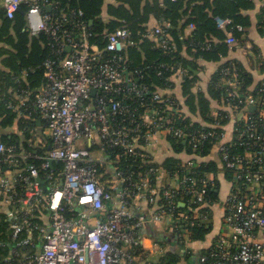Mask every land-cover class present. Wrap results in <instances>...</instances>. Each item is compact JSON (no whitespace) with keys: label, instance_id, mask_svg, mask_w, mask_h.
<instances>
[{"label":"built area","instance_id":"1","mask_svg":"<svg viewBox=\"0 0 264 264\" xmlns=\"http://www.w3.org/2000/svg\"><path fill=\"white\" fill-rule=\"evenodd\" d=\"M2 1L8 18L26 5L29 32L50 35L57 53L65 50V56L44 61L47 83L35 96L50 136L43 156L0 143V195L9 207L14 242L0 264H165L170 245L182 247L185 257L190 254L187 233L195 224L210 222L212 205L221 211V230L201 261L264 264V87L256 93L242 90L237 71L221 67L229 121L222 126L217 120L208 132L195 135L178 127L168 112L144 106L150 92L138 83L140 70L130 71L120 55L128 43L126 28L108 33L106 55L88 42L80 9L53 14L44 12V7H57L50 0ZM72 20L79 26L78 35L66 28ZM214 20L218 27L231 22ZM167 27L169 23L154 27L151 33L163 37ZM235 41L227 38V43ZM130 94L135 96L133 106L126 102ZM153 98L179 113L170 95L154 93ZM136 104L144 107L142 112L136 113ZM167 135L193 147L212 139L216 170L197 177V165L188 159L183 169L149 167L136 179L133 171L114 163L109 149L119 147L125 156L156 161L155 143ZM81 139L85 142L78 145ZM94 145L96 152L90 150ZM32 155L40 162L19 169L20 160ZM218 180V198L207 202L206 187L214 188ZM21 182L25 190L19 194L15 189ZM157 200V207L147 209ZM157 224L163 232L156 231ZM6 246L0 238V248ZM158 254L156 262L148 260Z\"/></svg>","mask_w":264,"mask_h":264},{"label":"trees","instance_id":"2","mask_svg":"<svg viewBox=\"0 0 264 264\" xmlns=\"http://www.w3.org/2000/svg\"><path fill=\"white\" fill-rule=\"evenodd\" d=\"M50 1L57 3V7L51 10L44 7V12L58 14L61 11L69 13L80 9V18L88 32V42L106 55L110 53L106 50L108 33L126 28L129 32L128 43L120 55L130 71L140 70L138 83L146 86L150 92L144 96V106L150 105L168 112L178 127L192 131L195 135L201 131L208 132V128L217 120L222 122V126L229 121L230 113L226 108L228 101L223 96L222 76L219 73L221 67L237 71L242 90L256 93L259 87H264V52L254 44V57L239 56L235 45L230 46L226 41L232 37L241 46V37L247 36L254 25L260 34H264V9L261 7L257 24L247 13L255 8L252 0H114L112 3H106L105 0ZM22 9H27V6L23 5ZM103 13L108 16L107 21L103 20ZM150 17L158 20L159 26L169 23L165 36L151 33L153 28L149 25ZM215 17L229 18L231 22L225 28H219ZM238 25L241 29L237 28ZM66 28L79 34V26L74 20ZM57 48V42L50 35L43 32L34 35L29 32L25 14L18 11L13 18H8L3 1L2 5L0 3V66L3 67L0 69V143L20 145L26 152L35 151L34 157H42L49 143V140L44 141L32 133L36 122L33 119L38 112L34 102L36 94L47 83L44 61L59 60L65 56V50L57 53ZM206 64L210 65L208 75L204 74ZM9 88L23 101L17 102L4 93ZM154 93L170 95L176 102V97H180L179 104L177 102L175 105L177 110L180 109L179 113L154 99ZM117 98L122 99V96ZM133 99L135 96L130 94L126 102L133 106ZM136 106V113L143 111L144 107ZM215 111L227 116L222 117L219 113L215 115ZM16 118L23 132L22 137L4 132ZM165 139L170 146V154L163 156L161 162L155 157L156 161L149 163L139 156H125L120 147L109 150L113 154L114 163L128 173L133 171L132 176L136 179L143 176L149 167H160L168 172L183 169L188 159L195 161L197 177L216 170L217 162L211 159L216 156L212 139L208 140L207 137L196 147L171 135ZM90 150L96 152L98 145ZM33 155L21 159L19 169L31 163H39L40 158H34ZM59 165L54 163V167ZM220 186L221 180L215 182L214 188L207 185L204 200L216 202V190ZM44 188H47V184H44ZM24 190L23 182L15 189L19 194ZM1 200L2 195L0 238L7 246L0 248V260L7 254L9 246L14 245L10 240L6 215L9 207ZM211 232L212 225L209 223L195 224L189 229L191 238L197 240V243L204 241ZM182 252V247L170 245L165 253L166 258L162 260L165 264H175ZM190 253L193 259H198L192 251ZM193 259H188L189 264H194ZM210 261L208 259L199 264H211Z\"/></svg>","mask_w":264,"mask_h":264},{"label":"crops","instance_id":"3","mask_svg":"<svg viewBox=\"0 0 264 264\" xmlns=\"http://www.w3.org/2000/svg\"><path fill=\"white\" fill-rule=\"evenodd\" d=\"M106 3H112L114 0H105ZM255 2V8L253 10H249L247 11L248 14L251 15V17L253 18V21H254V24L258 22V19L260 17V10H261V7H262V0H252ZM0 3L2 5V1L0 0ZM103 20L104 21H107L108 20V16L103 13ZM149 25L154 28V27H157L159 26V22L158 20H156L154 17H150V20H149ZM224 26H227V25H224ZM224 26L222 27H219V28H225ZM238 29H241V26L238 25L237 26ZM241 42L243 43L241 46L239 44H237L236 42H234L233 44H230L228 43L230 46L231 45H235V48L237 49V52L236 54L239 55V56H245V55H248V56H251V57H254V49H253V46L254 44L256 45V47H258V49L263 53L264 52V34H260L257 30V27L254 25L250 30H249V33L248 35H244L241 37ZM227 41V40H226ZM237 41V40H236ZM240 41V40H239ZM244 51H246V54H244ZM235 55V54H234ZM207 66L205 67L206 69V73L204 74H207L208 75V71H210L208 68V64H206ZM0 69H3V67L0 66ZM211 70H212V67H211ZM205 78H208V76H205ZM205 82V81H203ZM4 93L8 94L10 96V98H12L13 100L17 101V102H22L23 98L20 97V96H17L16 94H14L13 90H11L10 88L9 89H6L4 91ZM178 100V104L180 102V97H176ZM37 112V111H36ZM35 122V128H33V131L32 133H35L37 135H39L41 138H43L42 140H50V136H49V133L48 131L46 130V127H45V121H44V118L42 117L41 114H39L37 112V114L35 115L34 119H33ZM6 134L10 135L12 133L14 134H17L19 135V137H22L23 136V132L22 130H20L19 126H18V122H17V118L14 119L13 121V124L11 126H8L5 131H4ZM21 142H22V138H20ZM40 141V140H39ZM35 144H33L32 146H34ZM20 146V145H19ZM155 158L158 160V161H162L163 159V156L167 155L168 153L170 154V146L168 144V142L166 141L165 138H163V142H162V139L160 141H158L157 143H155ZM158 205V200L155 201L154 204H151L147 207V209H154L155 207H157ZM181 207H183V204H180ZM212 218L210 220V225H212V232H211V236L209 234H207V236L205 237V240L203 242H201L200 246H202L203 248L201 249V252L199 254V257L198 259H193V262L194 264H199L201 263V254L203 252H205L206 250H208V254H209V251H210V248H211V245L210 244V239H208V235L210 236V238H213L214 235L216 233H219V231L221 230V214H220V210L219 208L216 206V205H212ZM148 211V210H147ZM165 225V224H164ZM155 228H156V231L158 232H163V226H161L160 224H157L155 225ZM165 230V229H164ZM166 231V230H165ZM167 233V231L165 232ZM168 234L171 235V233L168 232ZM190 252H191V249H190ZM157 260V259H156ZM187 261L189 262V260L187 259ZM189 264V263H188Z\"/></svg>","mask_w":264,"mask_h":264},{"label":"rangeland","instance_id":"4","mask_svg":"<svg viewBox=\"0 0 264 264\" xmlns=\"http://www.w3.org/2000/svg\"><path fill=\"white\" fill-rule=\"evenodd\" d=\"M84 142H85L84 139H81L77 144L78 145H83ZM222 193H223V189L221 188V190H220V196H222ZM194 212H197V210H195ZM166 223H167V221L165 220V223L164 224L166 225ZM205 223H207V224L209 223L210 224L209 221H205ZM209 235H208V239H210V241H211V238H210L211 235L210 236ZM186 239H187V241H186L187 246H185V247L191 249V251L194 253V257L198 258L199 257V254L201 252V249L203 248L202 246H200L201 245L200 244L201 242L197 243V240H193L191 238L189 232L187 233V238ZM166 247L167 246H165V248ZM180 253H181V251H180ZM178 259L181 260L180 261V264H188L190 262H188L187 259H193V256H191V253L190 254H186V257H185V254H182Z\"/></svg>","mask_w":264,"mask_h":264},{"label":"water","instance_id":"5","mask_svg":"<svg viewBox=\"0 0 264 264\" xmlns=\"http://www.w3.org/2000/svg\"><path fill=\"white\" fill-rule=\"evenodd\" d=\"M19 12L25 14V10L22 9V8H19L18 9ZM181 204V203H180ZM183 204V203H182ZM161 257V254H158V255H155L154 257H151L150 259H148L149 261H152V262H156L158 260V258ZM157 259V260H156Z\"/></svg>","mask_w":264,"mask_h":264}]
</instances>
